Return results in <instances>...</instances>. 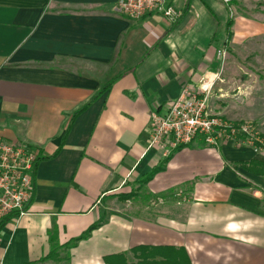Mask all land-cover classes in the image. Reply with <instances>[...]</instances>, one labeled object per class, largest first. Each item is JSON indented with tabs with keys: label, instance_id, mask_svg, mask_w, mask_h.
<instances>
[{
	"label": "crops",
	"instance_id": "crops-1",
	"mask_svg": "<svg viewBox=\"0 0 264 264\" xmlns=\"http://www.w3.org/2000/svg\"><path fill=\"white\" fill-rule=\"evenodd\" d=\"M168 1L173 22L128 18L118 0H0V136L40 150L0 264L132 263L138 246L180 250V264H264V176L239 165L264 162V147L196 140L164 156L148 133L152 110L217 74L211 111L264 138V0ZM53 232L58 259L40 260Z\"/></svg>",
	"mask_w": 264,
	"mask_h": 264
},
{
	"label": "built area",
	"instance_id": "built-area-1",
	"mask_svg": "<svg viewBox=\"0 0 264 264\" xmlns=\"http://www.w3.org/2000/svg\"><path fill=\"white\" fill-rule=\"evenodd\" d=\"M230 7L233 0H222ZM118 9L131 19L156 12L173 22L177 11L168 0H118ZM225 48L218 49L217 58L224 60ZM220 75L204 76L193 87H185L167 105L164 112H150L149 146H158L164 156L179 147L200 140L205 146L216 147L230 141L237 147L258 152L264 138L251 121L230 122L213 113L208 106L211 92ZM40 157L35 146L14 143L0 136V220L7 215L28 214L34 192L33 173Z\"/></svg>",
	"mask_w": 264,
	"mask_h": 264
},
{
	"label": "trees",
	"instance_id": "trees-1",
	"mask_svg": "<svg viewBox=\"0 0 264 264\" xmlns=\"http://www.w3.org/2000/svg\"><path fill=\"white\" fill-rule=\"evenodd\" d=\"M231 22H227V28H229ZM226 38H230V32H226ZM106 89V86L103 88ZM83 108L80 110L76 111L75 114L79 113L82 111ZM240 167L244 168L245 170L255 174V175H261L264 176V162L256 160V159H251L246 162H240L239 163ZM151 174H149L146 178H149ZM133 196V192H130L125 195H120L119 197L121 199H128ZM14 215H7L4 218L0 220V229L2 225L10 218H12ZM99 222H96L89 226V228L82 233L80 236L73 238L72 243L75 241L84 238L90 231L94 228L97 227ZM50 242H51V247L49 252L41 258L40 260H45V259H58V250L61 248V246L58 245L57 243V237L55 233L53 232L50 235ZM70 244H66L63 246L64 248H68ZM132 254L134 257L137 259L136 262L129 263L127 262L124 254H112L104 257V263L105 264H180V262L177 260V256L179 253H181L180 250H175L174 248H169V247H149V246H138L134 247L131 249ZM176 258V259H175ZM182 263H185L182 262Z\"/></svg>",
	"mask_w": 264,
	"mask_h": 264
},
{
	"label": "rangeland",
	"instance_id": "rangeland-1",
	"mask_svg": "<svg viewBox=\"0 0 264 264\" xmlns=\"http://www.w3.org/2000/svg\"><path fill=\"white\" fill-rule=\"evenodd\" d=\"M228 52V51H227ZM226 52V55H225V58L228 56V53ZM227 81V79H224L223 80V82H221V81H218L219 83L221 82V84L223 83L224 84V82H226ZM237 91H239V88H236L235 90L234 89H232V90H230V92H228V93H231V94H233L234 92L236 93ZM211 102L213 103V101H212V99H209V102H208V106H209V108L211 109ZM134 195V194H133ZM63 249H66V248H63ZM59 252V251H58ZM65 259V258H64Z\"/></svg>",
	"mask_w": 264,
	"mask_h": 264
}]
</instances>
